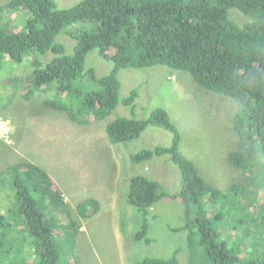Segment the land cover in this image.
<instances>
[{"label":"trees","instance_id":"1","mask_svg":"<svg viewBox=\"0 0 264 264\" xmlns=\"http://www.w3.org/2000/svg\"><path fill=\"white\" fill-rule=\"evenodd\" d=\"M4 8L12 12L22 8L30 16L23 28L0 23V68L5 56L13 62L31 56L29 85L34 87H28L25 96L30 97L35 88H51L71 101L77 97L73 105L62 101L54 105L78 122L85 123L90 116L105 119L120 103L134 112L139 89L120 96L119 72L127 67L169 65L188 72L202 87L238 102L233 119L238 144L228 162L246 176L243 184H233L228 190L207 180L181 152V132L164 107H156L145 118L119 116L107 124L106 131L113 144L138 139L149 126L172 133L170 145L145 148L130 156L140 163L168 155L179 166L183 180L180 191L168 193L161 192V183L149 176H131L127 200L143 217L137 240L152 243V209L162 197L180 198L192 216L182 227L191 229L192 264H247L239 257L240 250L229 246L226 232L215 220L222 217L228 203L239 210L251 208L257 222L252 231L257 240L264 239V0H81L66 8L56 0H10ZM233 9L256 15L258 23L239 24L230 15ZM81 20L89 26L75 34L74 54H67L56 38ZM95 49L114 63L102 76L95 67H86L87 56ZM48 51L55 54L51 60L37 57ZM4 173L10 180L0 177V182L8 180L12 188L6 192V202L4 198L0 203V264H64L60 242L72 246L80 226L56 181L31 161L13 163L0 176ZM239 195L235 203L240 207L232 199ZM100 207L95 197L77 205L83 216L97 213ZM62 214L64 222L59 218ZM60 227L63 237L58 236ZM262 242L257 243L259 250ZM178 251L170 257H146L138 264H180Z\"/></svg>","mask_w":264,"mask_h":264},{"label":"rangeland","instance_id":"2","mask_svg":"<svg viewBox=\"0 0 264 264\" xmlns=\"http://www.w3.org/2000/svg\"><path fill=\"white\" fill-rule=\"evenodd\" d=\"M9 1L0 0V23L23 28L30 13L22 8L15 12L5 9ZM56 1L59 7L66 8L81 0ZM230 15L239 24L259 21L256 15H246L237 9L230 10ZM87 26L89 24L81 20L59 33L56 39L65 45L67 54H74L75 34ZM54 56L52 51L37 54L43 61ZM31 58L13 62L5 56L0 68V173L13 163L31 161L54 178L73 219L80 226L73 247L64 240L60 242L64 264H138L146 257H170L176 250H180L177 253L180 264H192L191 229L182 228L192 216H188L182 199L166 196L155 204L151 215V244L135 238L143 217L127 200L129 179L136 174L159 181L161 192L180 191L181 170L168 155L140 163L133 162L130 157L145 148L170 145L172 133L149 126L138 139L113 144L106 126L119 116L145 118L156 107L166 108L181 132V152L207 180L228 190L233 184H243L246 176L242 169L228 162L229 153L238 144L233 125L238 102L226 94L202 87L191 74L169 65L127 67L119 72L120 96L124 98L132 89H139L134 112L120 103L105 119L90 116L88 121L81 123L72 119L65 109L54 105L61 101L73 105L77 97H71V101L65 93L58 94L51 88H35L30 97L25 96L28 87H34L29 85L33 71ZM91 66L102 76L112 70L114 63L101 57L95 49L86 59V67ZM0 177L10 180L7 173ZM8 180L0 182V203L4 198L6 202L8 189L12 188ZM89 197L97 198L101 207L97 213L83 216L77 205ZM237 198H232L234 203L239 201L240 195ZM227 205L215 223L226 232L224 237L229 246L240 250L239 257L244 263L263 262L264 246H259V250L257 243L264 239L257 240V233L252 231L257 225L252 209L240 211L234 204ZM236 205L241 206L240 203ZM59 218L64 222L65 215ZM63 232L60 227L58 236L63 237ZM194 245L196 250L198 245Z\"/></svg>","mask_w":264,"mask_h":264}]
</instances>
